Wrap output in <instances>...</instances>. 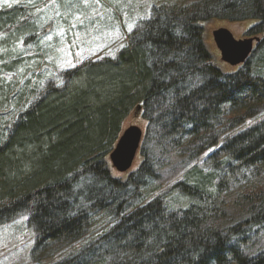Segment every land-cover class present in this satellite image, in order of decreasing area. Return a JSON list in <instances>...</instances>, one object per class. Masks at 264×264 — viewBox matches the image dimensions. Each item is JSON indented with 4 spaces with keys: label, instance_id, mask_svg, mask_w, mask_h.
<instances>
[{
    "label": "trees",
    "instance_id": "16d2710c",
    "mask_svg": "<svg viewBox=\"0 0 264 264\" xmlns=\"http://www.w3.org/2000/svg\"><path fill=\"white\" fill-rule=\"evenodd\" d=\"M16 14H0V34ZM214 20L253 23L246 35L260 39L229 73L204 42ZM139 26L114 58L68 70L37 95L10 96L0 79V105L35 97L0 126V226L28 215L36 260L83 240L97 216L110 218L58 264H264V117L247 124L264 112V0L163 3ZM135 112L146 121L142 162L116 177L109 157ZM172 156L186 165L172 188L185 207L163 196L142 204Z\"/></svg>",
    "mask_w": 264,
    "mask_h": 264
},
{
    "label": "rangeland",
    "instance_id": "374dc122",
    "mask_svg": "<svg viewBox=\"0 0 264 264\" xmlns=\"http://www.w3.org/2000/svg\"><path fill=\"white\" fill-rule=\"evenodd\" d=\"M194 1L197 0H0L1 15L17 13L8 31L0 34V55L6 57L0 61V66L9 61L21 60L13 73H2L0 79L7 89L11 88L10 96L16 93V97L25 88L29 93L34 90V95H37L48 82L61 85L63 75L68 70L85 62L114 58L128 44L130 33L151 17L154 7L163 3L184 5ZM252 24L219 20L205 23L204 42L215 66L228 73L236 69L222 62L213 32L225 28L237 40L254 38L246 35ZM18 30L26 33L18 35ZM5 39L9 42L2 45ZM27 41L28 45L25 44ZM34 95H26L27 101L24 104L22 102L21 106L15 99L0 105V126L9 129L20 113L34 101ZM139 113L135 112L128 117L124 130L138 126L145 132L146 121ZM263 117L264 112L247 124ZM141 162L142 158L138 155L130 172L135 171ZM202 162L201 159L196 163L202 165ZM166 163L157 182L144 191L142 204L163 196L167 204L180 209L185 207L186 202L182 198L177 201L176 192L172 188L182 180L186 165L182 159L173 156ZM112 171L114 176H121L116 170ZM109 223L110 218L99 215L83 240L73 244H53L44 256L38 255L35 260L31 256L35 232L28 225V215H21L0 226V264H58L100 236L110 226Z\"/></svg>",
    "mask_w": 264,
    "mask_h": 264
},
{
    "label": "water",
    "instance_id": "95a60500",
    "mask_svg": "<svg viewBox=\"0 0 264 264\" xmlns=\"http://www.w3.org/2000/svg\"><path fill=\"white\" fill-rule=\"evenodd\" d=\"M213 38L221 54L222 62L233 68L243 65L260 42L258 37L237 40L225 28L214 31ZM143 136V130L138 126H130L123 131L109 157L112 168L119 174H126L131 171L138 156Z\"/></svg>",
    "mask_w": 264,
    "mask_h": 264
},
{
    "label": "snow or ice",
    "instance_id": "6c2138e0",
    "mask_svg": "<svg viewBox=\"0 0 264 264\" xmlns=\"http://www.w3.org/2000/svg\"><path fill=\"white\" fill-rule=\"evenodd\" d=\"M249 123H251V121Z\"/></svg>",
    "mask_w": 264,
    "mask_h": 264
}]
</instances>
